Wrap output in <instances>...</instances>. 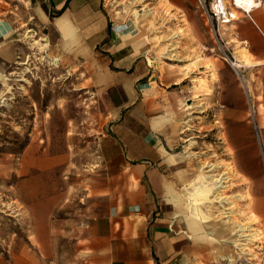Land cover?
I'll use <instances>...</instances> for the list:
<instances>
[{
	"label": "crops",
	"instance_id": "obj_1",
	"mask_svg": "<svg viewBox=\"0 0 264 264\" xmlns=\"http://www.w3.org/2000/svg\"><path fill=\"white\" fill-rule=\"evenodd\" d=\"M230 8L238 18L220 34L240 52L236 62L243 68L236 75L218 60L213 93L223 107L235 189L264 235V0L248 14ZM136 17L119 0H0V96L9 67L25 56L24 42L35 41L40 49L50 43L84 70L110 106L106 131L96 140L100 158L87 172L84 205L62 222L76 250L72 264H205L203 258L211 251L217 258L219 251L202 238V222L179 192L189 177L179 165L180 102L169 89L176 82H161L151 34Z\"/></svg>",
	"mask_w": 264,
	"mask_h": 264
},
{
	"label": "rangeland",
	"instance_id": "obj_2",
	"mask_svg": "<svg viewBox=\"0 0 264 264\" xmlns=\"http://www.w3.org/2000/svg\"><path fill=\"white\" fill-rule=\"evenodd\" d=\"M119 2L151 34L161 82H176L169 89L180 102L179 165L189 177L179 192L190 214L202 222V238L215 242L219 251L217 258L211 251L203 261L229 264L230 255L235 264H264V235L254 227L257 218L249 201L235 189L237 178L225 152L223 107L213 93L216 62L223 59L239 75L241 68L232 66L225 53L235 61L242 55L212 31L202 0ZM34 42H24L25 56L9 67L0 96V264H72L76 250L62 222L84 205L87 172L100 158L96 140L106 131L111 109L85 80L84 70L55 53L50 43L40 49ZM204 173L227 177L225 187L215 192L224 205L195 194ZM239 226L247 227L252 238L244 256L234 243Z\"/></svg>",
	"mask_w": 264,
	"mask_h": 264
},
{
	"label": "bare ground",
	"instance_id": "obj_3",
	"mask_svg": "<svg viewBox=\"0 0 264 264\" xmlns=\"http://www.w3.org/2000/svg\"><path fill=\"white\" fill-rule=\"evenodd\" d=\"M260 1L261 0H234L235 2L234 6L243 10L244 12L251 13L254 11L255 8L260 6ZM233 14H234V18L236 19L237 18L236 14L235 13ZM52 62L55 65L58 64L57 59H54ZM234 67L239 70L240 68H243V64L242 62L241 63L235 62ZM212 169L213 168H211L210 170ZM202 176H203L204 184L203 186H195V194L202 196L204 199L209 200V202H213L214 200H217L222 205H224L225 200L222 197H218V193L215 194V192H218L225 187V182L227 177H225L224 175L220 177H215L214 174H206V173H204ZM210 194L212 195V198L210 197V199H207V197ZM235 232H236V237H235L236 239L234 240V243L236 247L240 250V256H244L248 253V248L250 247V243L252 241L251 233H249V229L247 227H242V226L236 228ZM242 240H245V242H242ZM228 261L229 264H235L236 258L234 256H230L228 258Z\"/></svg>",
	"mask_w": 264,
	"mask_h": 264
},
{
	"label": "built area",
	"instance_id": "obj_4",
	"mask_svg": "<svg viewBox=\"0 0 264 264\" xmlns=\"http://www.w3.org/2000/svg\"><path fill=\"white\" fill-rule=\"evenodd\" d=\"M234 0H231L232 6H234ZM205 13L207 15L209 24L214 31L215 35L221 37L220 26L230 23L234 20V12L230 8V5L226 0H202ZM235 7V6H234ZM247 14L249 12H246ZM225 59L234 66L235 58L225 53Z\"/></svg>",
	"mask_w": 264,
	"mask_h": 264
}]
</instances>
